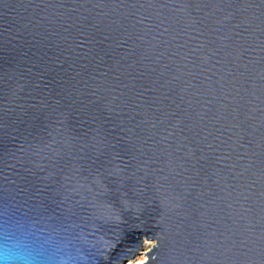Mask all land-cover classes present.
<instances>
[{"label": "water", "instance_id": "water-1", "mask_svg": "<svg viewBox=\"0 0 264 264\" xmlns=\"http://www.w3.org/2000/svg\"><path fill=\"white\" fill-rule=\"evenodd\" d=\"M264 264V0H0V264Z\"/></svg>", "mask_w": 264, "mask_h": 264}, {"label": "bare ground", "instance_id": "bare-ground-1", "mask_svg": "<svg viewBox=\"0 0 264 264\" xmlns=\"http://www.w3.org/2000/svg\"><path fill=\"white\" fill-rule=\"evenodd\" d=\"M148 243V240H144V244ZM146 250H142L138 256H135L134 258L128 259L124 264H140L146 259V254L144 253Z\"/></svg>", "mask_w": 264, "mask_h": 264}, {"label": "rangeland", "instance_id": "rangeland-1", "mask_svg": "<svg viewBox=\"0 0 264 264\" xmlns=\"http://www.w3.org/2000/svg\"><path fill=\"white\" fill-rule=\"evenodd\" d=\"M153 243H154L153 240H148V243H146V244L143 243V249H142V250H144V251H145V250H148V249L152 246ZM142 250H141V251H142ZM139 254H140V253H139ZM139 254H138V255H139ZM138 255H137V256H138ZM140 256H141V254H140ZM124 263H125V262H124ZM124 263H122V264H124Z\"/></svg>", "mask_w": 264, "mask_h": 264}]
</instances>
